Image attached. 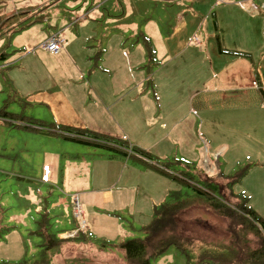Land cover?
Segmentation results:
<instances>
[{
	"label": "rangeland",
	"instance_id": "rangeland-1",
	"mask_svg": "<svg viewBox=\"0 0 264 264\" xmlns=\"http://www.w3.org/2000/svg\"><path fill=\"white\" fill-rule=\"evenodd\" d=\"M96 2L0 0L2 27L16 23L17 17L27 18L28 13L31 21L38 18L28 27L20 24L17 31H0V107L5 104L7 111L21 116L13 123L0 119V264H129L120 243L143 238V226L156 215L154 210L170 205L181 207L172 222L191 248L187 255L170 245L151 258L149 264H197L200 257L202 264H216L201 250L220 245L228 238L227 229L229 232L238 226L216 213L204 200L210 197L199 199L190 184L146 171L119 153L13 124L38 126L30 122L37 119L43 121L44 129L55 126L58 130L64 121L73 119L72 110L63 107V101L68 107L76 104L78 113L85 114L90 105L82 106L83 103L93 99L88 73L84 78L74 75L72 67L83 68L88 60L92 61L90 56L98 38H103L101 33L108 30L124 35L120 51L125 56L135 40L146 50L142 56L132 53V57L142 58L134 69L138 75L144 74V92H151L152 97L155 80L174 65L189 83L185 82L179 94L190 92L210 73L215 33L236 38L225 34L221 27L215 28L216 12L221 20L222 12L229 11L226 26H239L248 18L245 7L234 5L237 0L131 1L126 11H121L125 28H114L108 14L113 19L116 12L110 5L98 9L102 15L88 14ZM225 5L228 8L218 11ZM81 12L85 16H78ZM61 28L65 37L71 38L66 50L58 54L43 50L40 43ZM253 32L258 33L257 29ZM153 38H175L176 43L167 44L175 47L185 43L190 46L185 52L191 55L201 51V57L207 56L205 71L193 68L195 60L190 65L185 62L188 69L182 68L180 54L175 64L160 59V47L165 43H155ZM193 38L202 44L192 43ZM173 82L167 88L161 87L166 104ZM195 113L191 112L192 117ZM199 124L197 118L199 130L189 132L187 137L191 144L195 141L194 149L191 146L183 151L178 146L173 148L171 139H160L158 147L149 150L153 160L164 163L179 179L190 175L192 182L205 190L206 181L223 184V178H228L233 191L245 189L251 193L248 204H253L264 218V153L253 138L245 137L251 134L248 126L236 119L225 120L221 125L213 120L205 126ZM218 149L222 154L215 157ZM46 164L50 171L47 166V170L44 168ZM215 198H219L218 193ZM76 200L79 213L74 209ZM247 236L249 241L255 239L251 233Z\"/></svg>",
	"mask_w": 264,
	"mask_h": 264
},
{
	"label": "crops",
	"instance_id": "crops-1",
	"mask_svg": "<svg viewBox=\"0 0 264 264\" xmlns=\"http://www.w3.org/2000/svg\"><path fill=\"white\" fill-rule=\"evenodd\" d=\"M96 1V4L87 10L88 14L94 13L93 15H97L98 13L102 15L97 12L98 9L110 5V8L115 10L116 15L112 19L108 14V20L113 21L114 28H125L126 24L121 11L125 12L126 6L129 7L131 1L138 0ZM249 1L253 0H246L245 2H248L246 5L244 2L233 3L236 6L245 7L244 10L247 13L246 23H240L239 26H226L225 17L229 11L222 12L221 20H219L216 12L215 28L218 30L221 27L225 34H232L236 38H224L223 35L219 36L215 33L216 49L211 50V52H215L211 54L214 61L210 66V73L200 86L193 88L186 94H179L178 91L189 84L188 78L184 74L180 75V70L179 72L176 71V65L171 66L165 75L155 80L152 97L150 96L151 92H144V74L138 75L135 72L136 69H134L142 62V58L137 59V55L132 57V53L139 52L138 56H142V53L146 54L143 45L135 40L136 43L131 46L127 56H125L120 51L124 35L118 31L111 32L108 30L106 34L102 32L101 37L103 38H98V44L92 50L90 56L92 61L88 60L86 62L87 66L83 68H80V65L72 67L74 75L83 76L84 78L86 72L88 73L87 82L93 99L90 102L85 101L82 106L90 105L89 109L85 114H80L74 108L76 104H74V107H68L63 101L62 106L70 108L73 114L72 121H64L63 126L87 129L105 136L124 139L130 147L136 146L150 153L149 150L157 148L158 141L165 138L171 139L173 148L178 146L184 151L192 146L194 149L193 144H195V141L193 140L191 144L188 138L189 132L194 134L199 128L196 126L197 118L200 123L199 126H205L211 120L221 125L225 120L227 122L236 119L242 122L243 125L248 126L251 134H246L245 137L247 139L253 138L254 143L264 153V0H260V2ZM226 8L228 7L225 5L219 8L218 11ZM78 16H85V14L81 12ZM29 18L30 14L28 13L26 19ZM36 20L38 18H35ZM28 21V23H31L30 19ZM93 29L92 31H94ZM255 29L258 31L257 35L253 32ZM55 32H59L65 37L63 28ZM65 38L67 39L66 43L69 44L71 38L68 36ZM256 38L257 40H255ZM165 40L163 38H153L155 43H165V46L160 47V59L166 58L168 64H175V58L180 54L183 59L182 68H185V62L190 65L192 60H195L192 65L193 68L205 71L207 56L206 59L205 56L201 57L199 54L201 51H198V53L193 52V55H191L185 52V49L190 47L187 44L173 47L167 43H176L175 38H166ZM192 43L202 44V41L193 38ZM67 44L62 50H66ZM148 80H151V75H149ZM171 82H173V86L167 93L169 94V100L166 104L163 101L164 91H161V87L167 88ZM185 82H187L186 85H184ZM191 112L197 113H195V117H192ZM55 118L57 122H60L57 113ZM150 138L157 140H150ZM132 141L137 145L133 144ZM248 144L252 145L251 143ZM228 145L231 146L232 142ZM126 152L127 154L133 153L132 151L130 153ZM221 152L218 149L215 157L221 156ZM254 152L257 153L255 149ZM126 157L135 163L141 164L146 171L150 170L142 163L133 160L130 155ZM145 160L147 161V158ZM44 166H47L50 171L48 164ZM234 192L243 193L248 201L251 198V193L245 189ZM248 205L264 219L261 212L253 204L249 203Z\"/></svg>",
	"mask_w": 264,
	"mask_h": 264
},
{
	"label": "trees",
	"instance_id": "trees-1",
	"mask_svg": "<svg viewBox=\"0 0 264 264\" xmlns=\"http://www.w3.org/2000/svg\"><path fill=\"white\" fill-rule=\"evenodd\" d=\"M17 18H15L17 20L16 23L5 24L3 27L0 24V31L2 33L14 32L21 28L22 25L28 27L34 23L33 21L25 23L26 18ZM8 21H10V18ZM17 25L18 27H16ZM148 52H150V49H148ZM0 119L5 123H13L14 120L21 119V116L7 111L5 104H3L0 107ZM30 122L37 123L38 126L29 123H14L13 125L18 128L42 131L50 135L60 136L69 141L103 148L126 156L130 155L133 160L142 163L148 169L166 178L178 179V181L185 184H190L199 199H204L201 196L210 197L204 200L212 206L216 213L238 226L235 230H229V232L227 229L226 233H229V235L226 241L215 246V248H206L201 251H204L205 255H208L207 257H211L216 264H249V262L250 264H264V219L248 205V198L243 193H235L233 191L228 178H223L225 180L223 184L206 181L205 185L208 186V189L205 190L194 184L190 175H187V179H179L177 175L168 171L164 163L153 160L149 152L136 146L130 147L129 143L124 139H117L87 129L63 125L58 130L57 127L52 125L51 128L44 129L43 126L45 124L43 121L33 119ZM125 148H130L133 153L127 154ZM145 158H147V161ZM232 182H234V179L231 180ZM215 193H218L219 198H215ZM180 210L181 207L179 205L164 206V208L160 207L154 210L156 215L149 223L143 226V238L126 239L120 243L119 246L126 261L129 264H149L151 258L157 257L170 245H175L188 255L191 247L185 245L186 240L183 238V234L180 231L177 232L172 222ZM249 233L253 234L255 239L249 241L247 236ZM202 260L203 258L200 257L197 264H202ZM31 264L44 263L42 261H34Z\"/></svg>",
	"mask_w": 264,
	"mask_h": 264
},
{
	"label": "built area",
	"instance_id": "built-area-1",
	"mask_svg": "<svg viewBox=\"0 0 264 264\" xmlns=\"http://www.w3.org/2000/svg\"><path fill=\"white\" fill-rule=\"evenodd\" d=\"M229 0H215L216 3H221V2H227ZM246 0H237L239 3H243ZM264 5V3H263ZM67 42V39L59 32H55L50 34L43 42L40 43V47L50 53H58L63 49ZM126 151L129 153L131 150L129 148H125ZM44 168L47 170V167L44 166ZM76 204L74 205V209L77 213H79V206L77 204V200L74 201Z\"/></svg>",
	"mask_w": 264,
	"mask_h": 264
}]
</instances>
